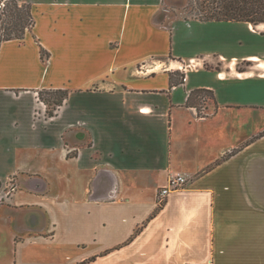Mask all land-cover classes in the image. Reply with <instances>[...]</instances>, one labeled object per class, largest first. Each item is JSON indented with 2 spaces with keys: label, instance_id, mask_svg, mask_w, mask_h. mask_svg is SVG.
Returning <instances> with one entry per match:
<instances>
[{
  "label": "crops",
  "instance_id": "obj_1",
  "mask_svg": "<svg viewBox=\"0 0 264 264\" xmlns=\"http://www.w3.org/2000/svg\"><path fill=\"white\" fill-rule=\"evenodd\" d=\"M27 1L33 27L0 45V110L22 104L0 121V264H264V50L243 49L264 24ZM43 88L68 91L54 116ZM200 88L214 100L188 106Z\"/></svg>",
  "mask_w": 264,
  "mask_h": 264
},
{
  "label": "trees",
  "instance_id": "obj_2",
  "mask_svg": "<svg viewBox=\"0 0 264 264\" xmlns=\"http://www.w3.org/2000/svg\"><path fill=\"white\" fill-rule=\"evenodd\" d=\"M182 5L187 15L184 19H198L203 21H242L253 25L264 24V0H184ZM34 25V18L29 2L18 0H0V45L10 39H23L27 30ZM42 60L49 57V53L43 48L40 50ZM183 71L169 73V86L184 82ZM38 99L44 103L45 115L54 116L64 99L68 96L66 89H40L37 92ZM206 97V98H204ZM214 100V95L208 89H195L190 92L186 104L199 106L206 100ZM161 206V205H160ZM139 229L133 233L136 235ZM130 238V239H131Z\"/></svg>",
  "mask_w": 264,
  "mask_h": 264
},
{
  "label": "rangeland",
  "instance_id": "obj_3",
  "mask_svg": "<svg viewBox=\"0 0 264 264\" xmlns=\"http://www.w3.org/2000/svg\"><path fill=\"white\" fill-rule=\"evenodd\" d=\"M19 2L21 0H18ZM184 0H164L163 5L166 9V15L168 16H178V17H183L185 15H187L186 10H184L182 5H185L183 3ZM24 2H28L27 0H24ZM238 31L241 33L246 34V27L243 25L241 27H238ZM261 48V50H264V38H262L260 40L259 37H257V40L254 41L252 38H250L249 35H247V39L245 41V46L243 47V49L247 50V49H251V48ZM231 50H234V47H230ZM3 102H2V106H1V110H0V121L1 120H6V119H10L12 117H14V114L18 113L21 110V106L22 104H19L17 101L11 100L10 98L4 96L3 97ZM206 98V97H204ZM209 100L207 99L206 102H208ZM46 108V106H45ZM24 111V110H23ZM26 115V113H25ZM27 120L24 121V124L26 125ZM24 125H22L23 127ZM8 171L9 169L6 168L0 170V180L2 182H5V179L8 177ZM15 183V178L14 177H9L8 180L5 182V184H0V191L2 189H10L12 190V188L14 187Z\"/></svg>",
  "mask_w": 264,
  "mask_h": 264
},
{
  "label": "built area",
  "instance_id": "obj_4",
  "mask_svg": "<svg viewBox=\"0 0 264 264\" xmlns=\"http://www.w3.org/2000/svg\"><path fill=\"white\" fill-rule=\"evenodd\" d=\"M187 183L186 176L182 174H171L167 180V184L161 186L157 192V201L161 205L164 203L167 195L179 188H182Z\"/></svg>",
  "mask_w": 264,
  "mask_h": 264
}]
</instances>
